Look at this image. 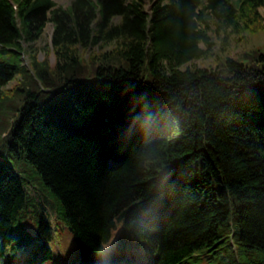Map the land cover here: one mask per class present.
I'll list each match as a JSON object with an SVG mask.
<instances>
[{
  "label": "trees",
  "instance_id": "trees-1",
  "mask_svg": "<svg viewBox=\"0 0 264 264\" xmlns=\"http://www.w3.org/2000/svg\"><path fill=\"white\" fill-rule=\"evenodd\" d=\"M12 1L0 95L24 51L33 81L0 112V256L51 261L55 220L98 263L114 221L120 262L142 243L155 264H264V49L187 64L210 54L208 13L237 32L264 0Z\"/></svg>",
  "mask_w": 264,
  "mask_h": 264
},
{
  "label": "rangeland",
  "instance_id": "rangeland-1",
  "mask_svg": "<svg viewBox=\"0 0 264 264\" xmlns=\"http://www.w3.org/2000/svg\"><path fill=\"white\" fill-rule=\"evenodd\" d=\"M54 1L58 5L66 6L70 0ZM144 1L146 2L147 7H149L152 5L153 0ZM258 12L259 13L254 14L250 11H247V13L240 20V31L237 32H232L230 30H219V27L217 26L215 21L212 20L211 14L208 13L209 34L212 38V46L209 51L210 54L207 56V58L194 59L187 64H195L204 68H214L218 64V60L223 58V56L229 55L234 58L244 57L251 51L264 49V6L261 7ZM52 30V24L50 22H47L43 29L41 39L37 42L39 46H45V49L41 48V50H38L39 52L35 55L36 57L34 56L37 61L43 62V65L49 67H52L55 61L54 53L51 52L50 49L48 50V46L51 41ZM227 34L228 36L226 37ZM95 50L103 51L97 46L95 47ZM85 54L90 55L91 53L88 51ZM31 57H29V55H27L25 51L23 54H21L18 63V68H20L19 71L16 73L13 80H11L7 85L3 87L4 94L0 95V112L3 111L7 114L11 113L10 105L14 102V99L17 95L15 94V91L8 94L9 90L14 88L15 86L19 87L22 85L23 87H26L33 81V74L31 70L32 68H29L30 66H28L29 64H27L28 59L30 60ZM7 117L11 120V116ZM26 226L31 231H35L36 221L28 218V220L26 221ZM57 232L60 249L64 251L66 264H68L70 260L78 257V249L67 227H59V229H57ZM112 241L113 237L110 238L103 250L104 264H120V259L116 258V260L113 261V258L111 256L110 248ZM48 264L57 263L51 262Z\"/></svg>",
  "mask_w": 264,
  "mask_h": 264
}]
</instances>
